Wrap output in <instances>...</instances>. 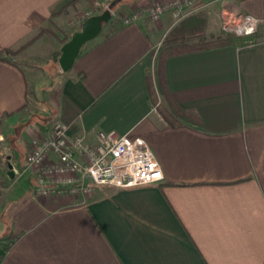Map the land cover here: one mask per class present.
Masks as SVG:
<instances>
[{
    "label": "crops",
    "instance_id": "1",
    "mask_svg": "<svg viewBox=\"0 0 264 264\" xmlns=\"http://www.w3.org/2000/svg\"><path fill=\"white\" fill-rule=\"evenodd\" d=\"M155 1L112 0L111 10L125 17ZM87 4L0 0V133L27 108L32 90L30 66L7 50L42 27L61 29L64 38L63 28ZM223 4L260 20L256 44L164 58L159 37L181 21L114 20L103 30L116 32L88 43L70 72L55 68L60 80L47 89L54 101L39 113L48 127L34 129L32 142L56 120L69 136L87 135L90 143L100 131L141 137L164 180L42 198L24 172L26 152L11 161L19 180L0 200V264H264V0ZM199 5L188 17L204 15L206 33L218 34L222 17ZM149 77L157 89L167 85L185 111L173 115L177 126L151 106Z\"/></svg>",
    "mask_w": 264,
    "mask_h": 264
},
{
    "label": "built area",
    "instance_id": "2",
    "mask_svg": "<svg viewBox=\"0 0 264 264\" xmlns=\"http://www.w3.org/2000/svg\"><path fill=\"white\" fill-rule=\"evenodd\" d=\"M86 1V12L77 15V19H85L89 12L92 14V10L107 8L105 5L111 0ZM207 2L209 0H175L164 7L154 6L149 15L157 22L166 11L172 10L184 18L197 5ZM222 19L224 31L238 37L255 36L260 25V20L232 6L223 8ZM134 20L127 19L124 24L129 26ZM95 137V143H90L87 135L71 137L62 121H54L50 131L40 141L32 142L26 156L24 172L35 180V194L42 198L65 195L87 197L97 186L133 189L164 180L160 162L143 138L120 135L115 131H100Z\"/></svg>",
    "mask_w": 264,
    "mask_h": 264
},
{
    "label": "rangeland",
    "instance_id": "3",
    "mask_svg": "<svg viewBox=\"0 0 264 264\" xmlns=\"http://www.w3.org/2000/svg\"><path fill=\"white\" fill-rule=\"evenodd\" d=\"M171 1H175V0L155 1L152 3V5L150 4L147 7L139 8V9L135 10L134 12H132L130 15L125 16V17H121V15H119V13L117 11L112 12V10H111L112 0H111L109 3H106V5L104 4L105 6H107V8H105V9L103 8L100 10H92V14H94V15H92L89 12L88 16L85 19H82V18L77 19V17L75 16V15H79L82 13L84 14L86 12L85 9L78 11L73 17L74 20L72 18L71 23H69L67 28L66 27H65V29L63 28V31L68 33V35L72 36L73 35L72 33L78 32L82 29L83 23L88 18L103 14L105 11L109 10V7H110V11L112 13V19L115 21L120 20L123 24H124V21H126L127 19H130V18L133 20L136 18V20H134V23H135V21L138 22L144 18H147V19H150V21L154 25L155 24L159 25L162 22V19L164 18L165 15H171L172 21L176 26L180 21H182L183 19H186L188 16H184V18H182L175 11L171 10V11H166V13L161 17V19L159 21L154 22L149 15V10L152 9L154 6H155V8H156V5H157V7L158 6L164 7L168 2H171ZM223 3L224 2H221L219 0H209V2H207L206 4L212 8L211 12L214 11L212 15L215 14L214 15L215 17H216V15H219L220 17H222V11L224 8ZM202 6H204V3H201L199 5V7H202ZM147 10H148V12H146ZM221 20H222L221 31L226 33L224 31L223 19L221 18ZM107 24H105V25L107 26ZM56 31H58V33L60 35H62L61 29H60V31L58 29H56ZM108 31H109V29H107V28L105 30H103L104 34L101 33L99 36L100 38L98 37L97 39H102L101 37H103ZM221 31L218 34H220ZM170 32L167 33V36L170 34ZM218 34H216V35H218ZM226 34H228V33H226ZM167 36L166 37H163V36L159 37L160 41L165 40L167 38ZM94 41H96V40H94ZM160 41H159V43L161 44ZM92 42H90V44ZM163 43H165V42L163 41L161 46H158V48L161 47L159 52H161V50L163 48ZM50 46H51V48H55V49L60 48V45L58 43L51 44L47 41L46 38H41V39L37 40L33 46L29 47L25 51V53H22L21 55L18 56L20 63H25L28 66H30L29 69H31V71H30L31 73L29 72L30 74H28V79L30 82V88L32 90L29 92V99H28L29 105L27 106V108L24 110V112L18 114L16 116V118H14L12 120L13 121L12 124L4 126V128L2 127L1 133H0V150L2 152V155H0V178L7 181L9 184V187H11L13 181H16L18 178H16V176L13 180L9 178V176H8V171H9L8 162L13 165V163L15 162L17 157H18V160L22 161V159L26 155V152L28 153V151H29V150L27 151V149H30V147H31L32 139H36L38 136V135H35V133H33V130L34 129H36V131L38 130V126H39L38 124H42V125L48 124L47 119H45V117L39 113H42L45 110L47 111L48 107L46 105L47 104L51 105L52 102L54 101V97H55L54 93L47 91V89L49 87L52 89V87L57 86L58 82L60 80V75H61L58 73L59 69H57V71H55V69L52 66V63L50 61L51 56H49V54H47V48ZM156 59H157L156 60V63H157V61L159 59V55L156 56ZM34 76H36V78H40V79L37 80V79H35ZM47 127H48V125H47ZM51 128H49L47 131H50ZM38 132H39V134L41 133L40 131H38ZM11 161H13V163H11ZM24 179H25V177H24Z\"/></svg>",
    "mask_w": 264,
    "mask_h": 264
},
{
    "label": "trees",
    "instance_id": "4",
    "mask_svg": "<svg viewBox=\"0 0 264 264\" xmlns=\"http://www.w3.org/2000/svg\"><path fill=\"white\" fill-rule=\"evenodd\" d=\"M113 21L114 20H111L109 23L113 24ZM109 23L107 25H109ZM206 29L207 18L202 14H196L181 21V23H179V25L176 26L165 39L164 58L170 57L179 51L184 50L209 51L231 46H250L257 43L255 38L257 37V34L253 37H238L232 34H226L221 31V33L218 35L209 36L206 33ZM115 32L116 29L112 28L105 35L106 37H110ZM102 34H104L103 31ZM71 37L72 36L67 34L64 38H61L58 31H56V29L52 26L42 27L32 40L20 47L7 50L6 54L10 57L16 58L24 53L29 47L33 46L37 40L46 38L49 43H58L60 45V48L57 49L51 48V46L47 48V54L51 56L50 61L55 69L59 66L61 48L71 39ZM1 59L2 61L5 60L3 56ZM148 88L151 106L154 109H157L171 125L177 126L178 123L175 121L173 115H179L185 111L174 100L173 95H171L167 85L164 84L161 89H157L154 85L153 79L149 77ZM163 100L165 104L163 103ZM38 125L43 126L42 124ZM8 189V182L0 178V200L6 196Z\"/></svg>",
    "mask_w": 264,
    "mask_h": 264
},
{
    "label": "water",
    "instance_id": "5",
    "mask_svg": "<svg viewBox=\"0 0 264 264\" xmlns=\"http://www.w3.org/2000/svg\"><path fill=\"white\" fill-rule=\"evenodd\" d=\"M111 19L112 13L110 10L101 15L90 17L83 23L82 29L72 35L69 42L61 48L59 67L64 73H68L73 69L85 45L96 40L102 33L104 25L109 23ZM8 167V176L13 180L16 172L12 164L9 163Z\"/></svg>",
    "mask_w": 264,
    "mask_h": 264
},
{
    "label": "flooded vegetation",
    "instance_id": "6",
    "mask_svg": "<svg viewBox=\"0 0 264 264\" xmlns=\"http://www.w3.org/2000/svg\"><path fill=\"white\" fill-rule=\"evenodd\" d=\"M8 164H9V162H8Z\"/></svg>",
    "mask_w": 264,
    "mask_h": 264
}]
</instances>
